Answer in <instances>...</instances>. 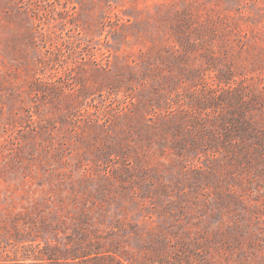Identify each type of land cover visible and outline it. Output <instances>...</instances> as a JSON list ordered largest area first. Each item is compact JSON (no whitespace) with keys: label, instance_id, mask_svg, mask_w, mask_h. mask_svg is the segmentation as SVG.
Wrapping results in <instances>:
<instances>
[{"label":"rangeland","instance_id":"1","mask_svg":"<svg viewBox=\"0 0 264 264\" xmlns=\"http://www.w3.org/2000/svg\"><path fill=\"white\" fill-rule=\"evenodd\" d=\"M0 264H264V0H0Z\"/></svg>","mask_w":264,"mask_h":264}]
</instances>
